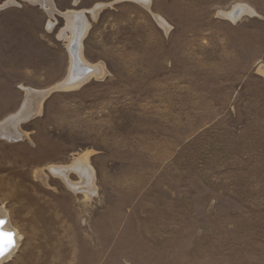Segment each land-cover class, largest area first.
I'll return each instance as SVG.
<instances>
[{
	"label": "rangeland",
	"instance_id": "obj_1",
	"mask_svg": "<svg viewBox=\"0 0 264 264\" xmlns=\"http://www.w3.org/2000/svg\"><path fill=\"white\" fill-rule=\"evenodd\" d=\"M18 2L0 10V121L27 135L0 136L20 236L2 264H264V0H55L84 11L99 70L23 111L71 59L65 19ZM81 156L88 194L48 167Z\"/></svg>",
	"mask_w": 264,
	"mask_h": 264
},
{
	"label": "bare ground",
	"instance_id": "obj_2",
	"mask_svg": "<svg viewBox=\"0 0 264 264\" xmlns=\"http://www.w3.org/2000/svg\"><path fill=\"white\" fill-rule=\"evenodd\" d=\"M34 4L40 5L43 9H45L50 15L57 13L61 15L66 23L63 28H61L59 36L67 38L68 40V48L70 52V67L65 77L64 81H62L57 86H54L51 90L46 91H38L31 88L32 91H28L25 99L22 102V107L20 111H23L30 103L31 99H34V105L37 106L41 101V96L48 95L49 91L58 88H76L80 86L82 83L86 82L93 76L99 69V64H91L89 63L81 52V41L87 31L88 28V20L85 17L84 11L68 9L66 11H60L57 6L55 0H30ZM79 0H74L77 3ZM12 4H18V0H9L4 3V5H0V10L6 8ZM96 5L89 9V11L95 15L98 12ZM249 10L246 5H237L231 11L224 12L226 16H240L243 11ZM55 26V21H51L50 25L48 24V28L52 29ZM102 69V66H101ZM26 117L24 115H20L19 113L12 114L2 121H0V136L10 138H25L27 136L25 133L21 132L20 127H13L12 129H8L14 121L19 123L22 120H25ZM49 170L52 174L60 177L70 188L74 190H84L86 194L90 193L94 187V179H95V171L94 168L88 161V157H74L73 161L68 165H50L48 166ZM78 174L80 180L75 182L71 179L72 174ZM39 177L46 182L47 175L41 171ZM5 211L3 208H0V220L5 221L4 226L0 225V233L8 232L14 233L13 241L15 239V246L12 244L6 250L4 249V237L0 234V264L6 261L9 257L14 256V250L19 245L20 236L17 231L10 225V222L6 219L7 217L4 215ZM9 251V253H8ZM8 253L7 255H5ZM5 255V256H4Z\"/></svg>",
	"mask_w": 264,
	"mask_h": 264
},
{
	"label": "snow or ice",
	"instance_id": "obj_3",
	"mask_svg": "<svg viewBox=\"0 0 264 264\" xmlns=\"http://www.w3.org/2000/svg\"><path fill=\"white\" fill-rule=\"evenodd\" d=\"M4 223H5V221L0 220V225H2ZM0 234H2L4 237V249L6 250L13 243L14 233L3 232ZM0 254H2V253H0Z\"/></svg>",
	"mask_w": 264,
	"mask_h": 264
},
{
	"label": "flooded vegetation",
	"instance_id": "obj_4",
	"mask_svg": "<svg viewBox=\"0 0 264 264\" xmlns=\"http://www.w3.org/2000/svg\"><path fill=\"white\" fill-rule=\"evenodd\" d=\"M7 1H9V0H6L5 2H7ZM4 2V3H5ZM4 3L2 4V3H0V5H4ZM18 4H19V2H18ZM12 5H16V4H12ZM12 5H10V6H12Z\"/></svg>",
	"mask_w": 264,
	"mask_h": 264
},
{
	"label": "crops",
	"instance_id": "obj_5",
	"mask_svg": "<svg viewBox=\"0 0 264 264\" xmlns=\"http://www.w3.org/2000/svg\"><path fill=\"white\" fill-rule=\"evenodd\" d=\"M9 106H10V107H9V108H10L9 110H10V111L13 110V107H12L13 104H11V105H9ZM11 107H12V108H11ZM5 112H6V111H5Z\"/></svg>",
	"mask_w": 264,
	"mask_h": 264
},
{
	"label": "water",
	"instance_id": "obj_6",
	"mask_svg": "<svg viewBox=\"0 0 264 264\" xmlns=\"http://www.w3.org/2000/svg\"><path fill=\"white\" fill-rule=\"evenodd\" d=\"M1 232V231H0Z\"/></svg>",
	"mask_w": 264,
	"mask_h": 264
}]
</instances>
